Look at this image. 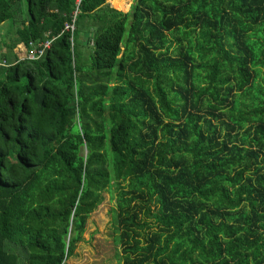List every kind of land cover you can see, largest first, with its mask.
<instances>
[{
	"label": "trees",
	"instance_id": "1",
	"mask_svg": "<svg viewBox=\"0 0 264 264\" xmlns=\"http://www.w3.org/2000/svg\"><path fill=\"white\" fill-rule=\"evenodd\" d=\"M107 1L0 0V264H64L106 192L117 264H264V0Z\"/></svg>",
	"mask_w": 264,
	"mask_h": 264
},
{
	"label": "rangeland",
	"instance_id": "2",
	"mask_svg": "<svg viewBox=\"0 0 264 264\" xmlns=\"http://www.w3.org/2000/svg\"><path fill=\"white\" fill-rule=\"evenodd\" d=\"M113 0H108L107 2L111 7L120 10L114 6ZM128 8L120 10L123 12H128L131 9L135 0H125ZM85 19L81 18L79 26L82 29L81 37L84 39L88 34L89 25L92 23H87ZM5 31L7 35L4 39L7 43H11V39L16 36L15 28L10 32L9 23H5L0 26V32ZM20 45L22 50L24 49L23 44ZM17 45V46H18ZM93 42L89 44L90 48ZM16 46V48H17ZM82 46V45H80ZM4 51H7L5 45L3 46ZM82 49V48H81ZM88 49H83V53L87 54ZM24 51L22 53L18 52V48L15 50V54L20 57L24 56ZM23 55V56H22ZM105 200L101 206L87 219L86 230L78 244L73 255L64 262V264H117V259L115 257L116 244L114 243V231H113V201L110 198L109 193H104Z\"/></svg>",
	"mask_w": 264,
	"mask_h": 264
},
{
	"label": "built area",
	"instance_id": "3",
	"mask_svg": "<svg viewBox=\"0 0 264 264\" xmlns=\"http://www.w3.org/2000/svg\"><path fill=\"white\" fill-rule=\"evenodd\" d=\"M78 14H79V10L76 11L73 22L69 21V22L65 23L64 30L71 31L73 33L75 32V30L77 28L76 27V21H77ZM52 40H53V38L49 37V38H46L44 40L29 41L27 45L23 44L24 49H25V50H23L25 52L24 53L25 56L21 60L27 59L29 61H35V60L40 59L41 57L44 56V54L47 52V50H49L51 48ZM18 46H20V45H18ZM0 66L9 67L10 64L6 61V59H0Z\"/></svg>",
	"mask_w": 264,
	"mask_h": 264
},
{
	"label": "crops",
	"instance_id": "4",
	"mask_svg": "<svg viewBox=\"0 0 264 264\" xmlns=\"http://www.w3.org/2000/svg\"><path fill=\"white\" fill-rule=\"evenodd\" d=\"M0 34H1V32H0ZM17 48H18V52L21 51L20 53H22V51H23L22 48H20V46H17ZM17 48H16V49H17ZM16 49H15V50H16ZM15 50H14V54H15ZM24 53H25V52H24ZM24 53H23V54H24ZM15 56H16V58H17L18 60H21V59L25 56V54H24V56L22 55L23 57H20V58H19V56H18L17 54H15ZM17 59H16V60H17Z\"/></svg>",
	"mask_w": 264,
	"mask_h": 264
}]
</instances>
